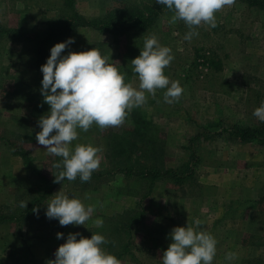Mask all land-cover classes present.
Segmentation results:
<instances>
[{"label":"rangeland","instance_id":"374dc122","mask_svg":"<svg viewBox=\"0 0 264 264\" xmlns=\"http://www.w3.org/2000/svg\"><path fill=\"white\" fill-rule=\"evenodd\" d=\"M72 1L74 10L88 19L128 3L156 4L155 0ZM67 4L68 0H0V26L43 32L49 20L71 12ZM172 14L162 12L142 35L130 33L113 40L81 27L57 42L74 40L62 55L98 49L125 74L126 83L138 88L131 61L140 55L145 38L155 34L174 56L164 74L183 88L179 102L173 104L164 102V90L155 97L146 94V103L132 109L120 126L78 129L70 147L101 149L100 166L88 182L78 178L55 183L60 171L55 165L61 158L36 141L38 121L50 110L41 95L40 68L57 43L47 47L44 63L35 69L28 43L0 39V264H48L69 233L85 238L104 235L105 251L121 264H162L172 229L195 226L196 220L217 241L213 264H264V145L237 143L224 132L233 124H264L253 115L264 102V11L234 0L215 14V28L200 25L199 35L191 41L184 40L189 29L183 21L169 22ZM32 97L35 103H27L26 98ZM134 114L151 126L152 138L146 143L133 133ZM8 141L29 154L41 176L24 168ZM116 144L123 146L122 155L110 150ZM125 164L192 175L181 187L162 180L148 192L149 182L117 172ZM59 192L95 206L92 217L79 226H61L47 218V204ZM21 201L26 208L20 207ZM31 207L30 214L20 216ZM127 210L143 211L131 231L133 259L127 252L119 255L124 240L116 237L120 215ZM97 218L103 220L102 227L95 225ZM57 233L63 238L57 239ZM229 252L235 259H225Z\"/></svg>","mask_w":264,"mask_h":264},{"label":"clouds","instance_id":"9594fccd","mask_svg":"<svg viewBox=\"0 0 264 264\" xmlns=\"http://www.w3.org/2000/svg\"><path fill=\"white\" fill-rule=\"evenodd\" d=\"M166 6L173 14L170 23L183 21L189 31L184 40L191 41L198 36L196 31L204 24L217 26L216 13L234 0H155ZM74 43L72 38L57 43L50 49V56L41 66V95L43 103L50 108L41 116L36 141L46 152L61 160L55 167L60 169L55 183L65 179L88 182L92 173L100 166V148L92 145L71 143L78 138V129L87 132L93 124L100 128L117 127L124 123L132 109L146 103L147 95L155 97L158 90H164L163 99L167 104L179 102L183 88L178 81H170L164 74L173 61L171 49L162 46L155 34L146 37L140 55L131 61L138 76L139 86L135 88L125 82V74L108 62V57L93 48L85 52H71L62 55ZM253 115L264 122V102ZM54 133V134H53ZM23 201L20 207L26 208ZM36 211V209H34ZM95 211V206H86L78 198L62 193L55 195L47 204L45 215L58 220L61 226L84 225ZM95 225L103 226V220L95 219ZM195 226L174 227L169 234L172 241L163 252L162 264H213L217 241L212 234L201 227L199 220ZM80 237L77 239V237ZM63 238L57 233V239ZM108 241L102 234H92L85 238L80 233H69L66 242L54 253L55 259L48 264H121L113 254L105 251ZM225 259H235L229 252Z\"/></svg>","mask_w":264,"mask_h":264},{"label":"trees","instance_id":"16d2710c","mask_svg":"<svg viewBox=\"0 0 264 264\" xmlns=\"http://www.w3.org/2000/svg\"><path fill=\"white\" fill-rule=\"evenodd\" d=\"M249 6H255L264 11V0H241ZM67 8L70 13L57 18L51 19L47 22L46 29L43 32H26L17 31L14 29H6L0 26V39H5L13 42L24 41L31 47L33 54L32 65L35 69L40 68L44 63L46 49L53 43L60 42L72 31L81 27H88L98 33L108 34L113 40H117L120 37L127 36L130 33L142 35L146 33L155 24L156 20L162 12H171L166 6L147 3H128L127 5H121L113 7L106 15L99 18L88 19L74 10L73 1L68 0ZM67 10V11H68ZM206 58L212 63V60ZM35 98H26V102L35 103ZM135 128L133 133L141 143H146L149 138H152V129L149 123L145 122L138 114H134L132 118ZM224 132L228 138L234 140L237 143L248 144L255 143L258 145H264V124L263 126H242L239 124H233ZM193 140V139H192ZM119 143V142H118ZM8 145L13 150V155L17 156L24 168L33 174L41 176L29 154L17 146L15 142L8 141ZM114 148V149H113ZM113 154L122 155L124 148L121 144H116V147H111ZM117 172L127 174L128 176H135L140 180H145L148 183V192L159 181L167 180L171 184L181 187L191 177V173H184L176 169H161L154 166H141L135 168L133 166L125 164L123 167H118ZM93 175V174H92ZM100 176V175H98ZM79 177H77L78 179ZM33 207L22 211L20 216H27L32 211ZM121 220L118 229L116 230V237L120 240H124L119 255L122 256L123 252L130 254V258L134 257L130 253L129 245L131 240V231L133 226L140 222L143 217V211L127 210L120 215Z\"/></svg>","mask_w":264,"mask_h":264}]
</instances>
